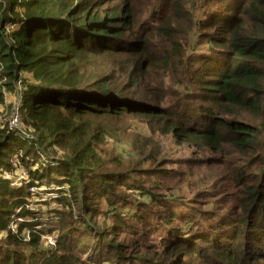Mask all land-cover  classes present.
<instances>
[{
  "label": "trees",
  "instance_id": "1",
  "mask_svg": "<svg viewBox=\"0 0 264 264\" xmlns=\"http://www.w3.org/2000/svg\"><path fill=\"white\" fill-rule=\"evenodd\" d=\"M6 94L0 264H264V0H0Z\"/></svg>",
  "mask_w": 264,
  "mask_h": 264
},
{
  "label": "rangeland",
  "instance_id": "2",
  "mask_svg": "<svg viewBox=\"0 0 264 264\" xmlns=\"http://www.w3.org/2000/svg\"><path fill=\"white\" fill-rule=\"evenodd\" d=\"M6 28L10 29V30L14 29V28H12L11 25H7ZM7 97H8L7 98L8 100H7L6 105L0 107V115H3V116H0V120H1V122L3 121L4 123L10 122L11 115H12V109L14 108L13 107L14 103H16L18 101L17 96L13 97L12 95L8 94ZM9 103H11V105H8ZM2 123H0L1 126H3ZM16 129H26L21 118H20V124H19V126H17ZM161 144L164 147V149L170 150L171 157H173L175 159V161L178 162V163L172 164V165L167 166V167L172 166L176 171H178L177 175L175 176V179L169 183L173 186H178L180 189L179 190L180 194H182V195H185V194L197 195V193L200 190L199 189L200 183L201 184L205 183V185L207 187L211 186L210 189L212 191H215L218 188V184L222 180V178H220L218 168L216 166H213V164H211V163L205 164L207 162H204L203 166H198L197 168H195V166L190 164V163L192 162V159H197L198 156H196L192 152V150L188 148V147H190L189 145H188V147L186 145L175 146L174 144H172V141H170V139H168V141L161 142ZM194 157H196V158H194ZM8 177H10V176H8ZM165 192L170 193V191H165ZM51 198H52V196H50V194H44L43 199L40 198V200L42 199V200H47V201L51 202ZM216 199H219V196ZM34 200H36V198ZM44 203L45 202H43V201L42 202H34V204L32 206H33V208H38V207L42 206L43 209L45 210V209H47V207H45ZM51 205H53L52 207L55 206V204H53V203ZM131 208H132V206H130V209ZM79 209H80V207H78V206H73V208H72V212L76 215L77 219L81 218V216H80L81 214H79V211H80ZM55 220H58V216H55ZM124 235L125 234L120 233L119 237H124ZM55 236L56 235L53 233V234L47 235L44 238L45 239L44 243L46 244V246H54ZM157 236H158V234L153 232V236H151V238H147V237L144 238L143 243L155 242V239L157 240ZM82 249H84L85 251L88 250L87 252H84L85 253L84 259L87 260L89 258V255L92 254V252H93L92 248L84 247Z\"/></svg>",
  "mask_w": 264,
  "mask_h": 264
},
{
  "label": "built area",
  "instance_id": "3",
  "mask_svg": "<svg viewBox=\"0 0 264 264\" xmlns=\"http://www.w3.org/2000/svg\"><path fill=\"white\" fill-rule=\"evenodd\" d=\"M12 28H13V26H12ZM20 87H21V82H19V84L17 85L18 89H20ZM17 99H18V101L16 103H14V106H13L14 108L12 109V115H11V119L9 122L10 127L13 129H16L17 126H19L20 118H21L20 111H19L21 100L19 97ZM16 130H20V129H16ZM26 176H27L26 171L25 170L21 171L20 178L24 179ZM31 190H35V188L32 187ZM13 230L15 231V228H13Z\"/></svg>",
  "mask_w": 264,
  "mask_h": 264
}]
</instances>
